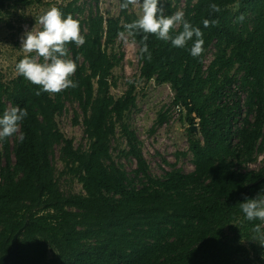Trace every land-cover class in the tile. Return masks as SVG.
Segmentation results:
<instances>
[{"label": "trees", "instance_id": "1", "mask_svg": "<svg viewBox=\"0 0 264 264\" xmlns=\"http://www.w3.org/2000/svg\"><path fill=\"white\" fill-rule=\"evenodd\" d=\"M180 2L161 0L165 14L177 12ZM41 3L0 0V24L5 9ZM54 7L80 22L85 39L80 46L66 45V58L77 64L71 77L77 87L51 94L20 74L9 82L0 75V116L9 105L28 113L19 138L12 141L15 133L0 144V258L16 241L17 259L10 264H264L260 234L253 231L256 225L262 231V221L247 220L239 206L264 190V166L238 168L264 153V0H188L185 19L203 33L198 57L190 54L193 41L178 48L143 31L131 35L139 46L140 78L170 84L175 105L188 111L191 123L195 170L174 169L163 178L151 175L125 123L136 106V85L120 98L112 94L114 71L124 57L115 52L118 34L128 33L125 26L139 17L133 5L121 8L118 18L98 11L87 20L75 2ZM206 19L218 23L205 27ZM180 31L182 25L170 35ZM213 45L217 52L206 70ZM67 102L83 113L88 150L75 148L59 128ZM196 120L202 139L193 134ZM119 127L137 161L132 174L113 160ZM57 147L82 194L61 190L53 163Z\"/></svg>", "mask_w": 264, "mask_h": 264}, {"label": "rangeland", "instance_id": "2", "mask_svg": "<svg viewBox=\"0 0 264 264\" xmlns=\"http://www.w3.org/2000/svg\"><path fill=\"white\" fill-rule=\"evenodd\" d=\"M75 2L80 7L82 20H87L89 15L98 11L105 17L118 18L121 12L120 0H43V3L32 7H25L15 10L7 8L2 12L4 23L0 24V75L4 81H11L19 73L16 70L17 63L25 56L36 57L35 53H26L22 49L21 38L25 32L35 28L40 31L39 17L56 5H67ZM188 0H181L178 11H185ZM236 12L238 5L232 7ZM132 11L138 16L142 14V8L134 6ZM7 22V23H6ZM8 22L11 27L8 26ZM179 26H177L178 28ZM115 52L124 54L120 65L114 71L116 86L112 88V94L120 98L130 89V85H136V106L126 113L125 123L135 133L139 141L145 160L153 177L163 178L166 172L179 169L184 173H192L195 170L193 155L190 152L191 123L188 111L178 112L175 105V92L170 84H159L156 80L146 82L140 78L141 63L139 60V46L128 33L118 39L115 45ZM217 49L213 45L206 53V70L214 60ZM43 62V58H38ZM235 74L236 71L234 70ZM238 79L242 76L238 74ZM243 100L245 93L241 94ZM11 108V105H9ZM246 109L244 110V116ZM80 123H76V118ZM57 122L60 130L68 139L74 142L77 149L88 150L89 140L83 126V113L78 105L71 102L66 103L64 112L59 115ZM196 128L193 134L202 139L200 134L199 120H196ZM242 123V119H241ZM20 136L19 131L13 136L15 141ZM237 142V140H236ZM1 144V139H0ZM113 160L123 167L129 174L137 169V161L128 155V142L123 135L121 128L111 144ZM53 163L56 167V175L59 178L61 190L65 194H82L83 186L77 178L68 172V168L62 160L60 148H56ZM264 166V153L259 154L255 162L241 165V170H259ZM229 237L234 234L227 232ZM245 246L248 243L243 242ZM54 252H50L52 258ZM14 256V255H13ZM13 258V257H12ZM7 261L9 258H6Z\"/></svg>", "mask_w": 264, "mask_h": 264}, {"label": "clouds", "instance_id": "3", "mask_svg": "<svg viewBox=\"0 0 264 264\" xmlns=\"http://www.w3.org/2000/svg\"><path fill=\"white\" fill-rule=\"evenodd\" d=\"M129 5L141 7L142 14L125 26L128 35H133L134 31H143L155 35L160 40L170 41L178 48H184L189 41H193L190 54L198 57L203 53V33L199 27H194L185 19L184 12L177 11L172 15H166L161 0H124L121 8L127 9ZM210 7L216 12L220 10L215 4ZM238 20L243 21L244 15L241 14ZM210 23L216 24L218 21L207 19L203 21L205 27ZM39 24L42 25V30L36 31L33 28L25 32L21 38L22 49L26 53H35L36 57L25 56L21 59L16 65L17 72L47 93L56 94L77 87V83L71 79L77 70V64L74 60L66 58L68 56L66 45L74 42L80 46L85 43L81 35L80 22L72 15L65 16L60 9L52 7L39 17ZM181 25L182 31L175 37L170 35L177 26ZM118 35L124 37V33ZM144 39L147 40V36ZM142 51L148 52L146 43ZM38 58H43V62ZM148 58L151 59L150 53ZM27 114V110L19 106L5 110L0 116V139L17 133ZM239 206L247 220L264 222V190L255 198L245 197L244 202ZM253 231L260 234L259 239L264 240L261 225H256Z\"/></svg>", "mask_w": 264, "mask_h": 264}, {"label": "water", "instance_id": "4", "mask_svg": "<svg viewBox=\"0 0 264 264\" xmlns=\"http://www.w3.org/2000/svg\"><path fill=\"white\" fill-rule=\"evenodd\" d=\"M195 128L196 127H194V129ZM6 258H9L8 261H7ZM16 259H17V244H16V241H14V249H13V251L8 256H4V257L0 258V264H10L11 262H15Z\"/></svg>", "mask_w": 264, "mask_h": 264}, {"label": "built area", "instance_id": "5", "mask_svg": "<svg viewBox=\"0 0 264 264\" xmlns=\"http://www.w3.org/2000/svg\"><path fill=\"white\" fill-rule=\"evenodd\" d=\"M182 106H180V105H178L177 106V110H178V112H180V111H182V108H183V110H186L184 107H182ZM262 233H264V222H262ZM257 245L261 248V250H262V260L264 261V240H261V239H259L258 241H257Z\"/></svg>", "mask_w": 264, "mask_h": 264}]
</instances>
